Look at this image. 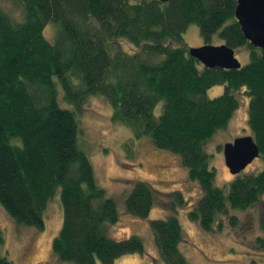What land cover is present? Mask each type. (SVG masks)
<instances>
[{
	"label": "trees",
	"instance_id": "16d2710c",
	"mask_svg": "<svg viewBox=\"0 0 264 264\" xmlns=\"http://www.w3.org/2000/svg\"><path fill=\"white\" fill-rule=\"evenodd\" d=\"M14 1L21 21L0 8V205L18 225L42 229L46 205L59 189L63 216L51 251L60 262L116 264L143 255L139 236H107L106 226L119 219L118 205L97 184L80 147L78 115L89 96H101L113 121L133 139L148 138L179 155L198 184L192 205L179 190L159 192L140 180L123 200L124 211L138 218L153 207L167 212L149 222L165 264H189L178 248L184 235L176 216L186 205L188 218L209 232L237 230L234 211L257 208L262 235L255 241L264 248V59L234 18L236 0ZM190 25L204 44L216 36L219 45L243 53L246 63L238 69L203 66L183 41ZM216 85L223 92L209 97ZM60 94L70 108L61 106ZM240 95L247 96L246 124L263 166L233 175L221 188L205 146L227 126ZM3 240L0 229V246ZM0 264H11L7 255L0 253Z\"/></svg>",
	"mask_w": 264,
	"mask_h": 264
},
{
	"label": "rangeland",
	"instance_id": "374dc122",
	"mask_svg": "<svg viewBox=\"0 0 264 264\" xmlns=\"http://www.w3.org/2000/svg\"><path fill=\"white\" fill-rule=\"evenodd\" d=\"M0 8L10 20H22L21 7L14 0H0ZM46 32L50 36L51 28ZM183 41L187 48L204 44L196 25L187 27ZM210 44L219 45L216 36L212 37ZM121 45L125 50L133 51L127 43L122 41ZM237 53L235 56L241 64H245L247 57ZM222 92V85H216L207 94L214 97ZM238 100L239 105L227 126L218 130L205 146L206 151L212 154L215 183L221 188H225L233 178L224 163L223 144L236 137L250 135L246 124L247 96L240 95ZM59 103L70 108L62 105L61 94ZM161 104L156 106L155 115L159 114ZM83 107L78 115L82 145L78 144L92 164L97 184L118 205L119 219L115 224L106 226V234L117 240L137 235L144 246L143 255H127L117 259L116 264H165L159 256L149 222L165 218L167 212L153 207L146 218H138L124 211L123 200L133 183L140 180L148 182L159 192L179 190L192 205L200 194L197 182L188 178V171L180 163L179 155L156 148L148 138L133 139L125 126L112 120L111 106L101 96H89ZM262 166L263 159L258 156L243 172L257 171ZM187 211L186 205L178 210L176 216L184 235V242L178 248L189 264H264V248L258 247L255 241L262 235L258 227L257 208L234 211L241 223L237 230L223 226L210 232L199 229L188 218ZM62 216L59 189L46 205L42 229L18 225L0 205V229L4 237L0 253L7 255L11 264H69L60 262L51 251V242L61 226Z\"/></svg>",
	"mask_w": 264,
	"mask_h": 264
},
{
	"label": "water",
	"instance_id": "95a60500",
	"mask_svg": "<svg viewBox=\"0 0 264 264\" xmlns=\"http://www.w3.org/2000/svg\"><path fill=\"white\" fill-rule=\"evenodd\" d=\"M166 2L167 0H159ZM234 18L246 41L259 49L264 59V0H236ZM189 54L208 68L238 69L241 62L226 45H207L189 48ZM224 163L232 175L239 174L259 156L253 137H236L222 146Z\"/></svg>",
	"mask_w": 264,
	"mask_h": 264
}]
</instances>
